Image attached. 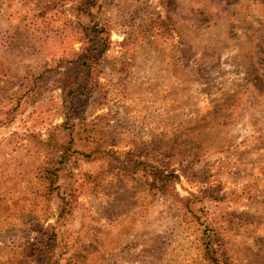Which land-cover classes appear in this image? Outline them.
Segmentation results:
<instances>
[{"label":"rangeland","instance_id":"1","mask_svg":"<svg viewBox=\"0 0 264 264\" xmlns=\"http://www.w3.org/2000/svg\"><path fill=\"white\" fill-rule=\"evenodd\" d=\"M77 2L0 0V264H44L48 225L59 264H208L214 234L221 264H264V0H98L91 18ZM91 35L87 78L71 60ZM75 82L57 223L37 175Z\"/></svg>","mask_w":264,"mask_h":264},{"label":"trees","instance_id":"2","mask_svg":"<svg viewBox=\"0 0 264 264\" xmlns=\"http://www.w3.org/2000/svg\"><path fill=\"white\" fill-rule=\"evenodd\" d=\"M98 0H78L76 5L77 13L82 14L86 17H92V9L96 6ZM99 24L97 23L95 27V32H102V28H98ZM89 35V33H88ZM94 43V47L88 46L82 53L75 56L71 62L73 61L74 65L81 66L85 68L87 71V78L90 77L91 72L94 68V64L98 62L100 59V54L102 53V49L100 48V42L97 39L93 38L91 35V41ZM87 81V80H85ZM87 82H84L82 85L75 82L73 86H71L70 90H67L63 97L62 108L65 113V122L58 128H55L50 133V137L47 139V142H44L45 150L51 151L52 158L48 163H44L42 169H40L39 174L37 175L38 180L46 181V188L44 191H48L47 194L45 193L44 196L48 197L43 203L41 211L43 213V220L52 217H56L57 223L61 222H68L67 219L70 216V212L72 209V205L74 203V196H75V185L72 184L69 186V190H64L65 188L60 183L63 174L67 172L66 164L68 162H72L75 159L76 151L73 148V128L75 127V122L72 119L74 106L72 101L70 100L76 94L84 93L86 91ZM79 87H82L81 89ZM29 88V87H28ZM31 89H28L30 92ZM12 112H9L11 114ZM63 137L65 139V144H59V138ZM80 153V152H79ZM81 155H86L85 152H82ZM90 155V154H87ZM88 157V156H85ZM148 169V170H147ZM72 171V170H71ZM69 170V173L71 172ZM147 173V171H151L150 173L153 175L154 180L156 183L162 185L166 192H170L169 194L174 197V199H178L177 194L170 189L169 187L174 185V181L176 176L164 173H157L153 172L152 168H143V172ZM77 189V188H76ZM64 190V191H61ZM55 191H60L57 195L58 197L61 195L59 200L61 201V205L57 208L56 212H50L48 215V211L50 209V201L52 199L49 198L50 195H53ZM60 241V233L57 231V227L54 225H48L41 229L38 233V236L35 238L36 245H39L40 252L39 257H43L44 260L42 261L44 264H59V260L56 258V249L59 245ZM204 256L205 259L208 261V264H221L220 263V251L217 250L215 245H219V240L217 236L214 234L212 236H208L204 241ZM219 257V258H218Z\"/></svg>","mask_w":264,"mask_h":264}]
</instances>
